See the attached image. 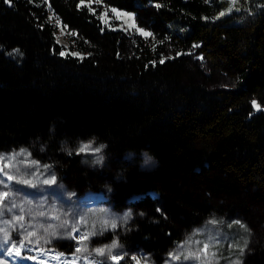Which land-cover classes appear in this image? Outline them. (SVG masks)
<instances>
[{
  "label": "trees",
  "instance_id": "trees-1",
  "mask_svg": "<svg viewBox=\"0 0 264 264\" xmlns=\"http://www.w3.org/2000/svg\"><path fill=\"white\" fill-rule=\"evenodd\" d=\"M102 1L154 41L107 29L81 0H0V152L27 148L74 194L132 211L125 230L93 242L117 237L164 264L224 216L251 232L242 264H264V110L253 105L264 106V0L216 20L226 2ZM51 13L82 56L61 55ZM88 139L105 146L100 166L64 149Z\"/></svg>",
  "mask_w": 264,
  "mask_h": 264
},
{
  "label": "rangeland",
  "instance_id": "rangeland-1",
  "mask_svg": "<svg viewBox=\"0 0 264 264\" xmlns=\"http://www.w3.org/2000/svg\"><path fill=\"white\" fill-rule=\"evenodd\" d=\"M42 1L48 3V0ZM221 2L226 3L223 9L213 15L214 20L240 11V0L218 1V3ZM80 5L98 12L99 19L109 30H121L124 33L139 36L143 40L154 41L150 31L138 26L132 12L107 6L102 0H81ZM221 13L224 14L221 15ZM49 18L56 27V41L63 47V53L82 56L76 49V34L53 13ZM176 31H181V29H176ZM145 33L150 35H145ZM254 101L256 105H259V108L254 106L255 110H264V106H261L257 100ZM83 145H90V147L82 152L80 148ZM104 147L95 139H88L78 142L75 149L68 148V145L64 149L68 152L75 151L83 154L86 164L97 167L105 160ZM97 148L100 150L95 151ZM132 155L127 156L130 158ZM9 157H14V159L9 160ZM140 158L143 167L151 168L154 165L153 158L147 153H141ZM9 163L13 167H6ZM0 168H3V172H0V179L4 180L8 186L6 188L5 185L0 184V191H9L10 197L14 198L15 203L23 209L21 211L20 208H15L12 212L4 210L3 216L0 217V228L7 227L10 233L9 244L0 245V264H156L150 254L141 250H128L117 237L107 243L92 241L108 231L118 228L125 230L133 219L130 209L121 212L115 210L108 196L103 193L87 192L83 196L74 194L58 181L57 172L51 163L38 161L27 148L0 152ZM4 172L17 179H29L32 184H21L16 180L8 181ZM53 176L55 177L54 183H43L45 180L52 179ZM5 205L10 206L7 201ZM15 215H23L25 217L23 224L27 230L37 232L35 237L30 238L31 243L24 241L20 256L15 253L8 255V248L11 243L20 244L25 234L24 229H21L19 225L13 228L3 223L5 220L13 219ZM105 221L107 223H104ZM65 222H67V227H59ZM112 224H115L114 228ZM44 229L48 231L45 232ZM69 229H73L72 234H69ZM76 229L78 231H75ZM52 231L56 232L55 236L51 235ZM83 235H86L87 239L81 240L80 237ZM250 240L251 232L242 220L211 216L205 223L193 228L185 239L170 251L164 264H242ZM196 241L200 243L197 244ZM209 241L213 243L210 244V255L207 260L199 253V261L191 258L185 259L189 252H198L202 244L209 243ZM62 243H66V246H71L72 249L62 250L60 248ZM114 243L116 247L111 248L109 252L108 249ZM180 245L185 246L183 250L179 248ZM77 248L81 251L77 252ZM97 248H104L105 253L97 254L95 252ZM57 254L60 255V259L54 258ZM173 254H179L181 259L173 260ZM112 256H117L118 261H113Z\"/></svg>",
  "mask_w": 264,
  "mask_h": 264
},
{
  "label": "snow or ice",
  "instance_id": "snow-or-ice-1",
  "mask_svg": "<svg viewBox=\"0 0 264 264\" xmlns=\"http://www.w3.org/2000/svg\"><path fill=\"white\" fill-rule=\"evenodd\" d=\"M224 13H221V15H223ZM145 35H150L149 33H145ZM64 53H61V55H63ZM201 59H203L201 57ZM163 62V61H162ZM253 104L254 106H256L257 108H259V105H256V102L253 101ZM90 147V145H83L81 148H80V151H86L88 148ZM100 149L97 148L95 149V151H99ZM9 160H12L14 159V157H9L8 158ZM6 167L8 168H11L13 167V165L11 163H9L8 165H6ZM0 172H3V168H0ZM4 176H6L7 180L8 181H13V180H16L17 183H21V184H26V185H31L32 184V181L29 180V179H17L16 177H14L13 175H10L8 174L7 172H4L3 173ZM55 182V177L53 176L52 179L50 180H45L43 181V183L45 184H51V183H54ZM0 184H3L5 185V187L7 188L8 186L5 184V181L0 179ZM5 201L8 202V205L10 206H6L5 205ZM15 208H20L21 211H23V209L21 208L20 205H17L15 203V200L14 198H11L10 197V193L9 191L5 190V191H0V217L3 216V213H4V210H7L8 212H12L13 209ZM40 215H44V213H40ZM56 219H59L58 217H56ZM25 220V217L23 215H15L13 219L11 220H5L3 221L4 224L6 225H9L11 227H16L17 225H19V227L21 229H24V236H23V239L22 241L20 242L19 245H17L16 243H11L10 244V247L8 248V255H12L13 253H15V255L17 256H20L22 255V249L24 248V241H28L29 243L32 242V240L30 238L32 237H35L37 235V232L36 231H28L26 226L23 224V221ZM104 223H107L106 221ZM113 228L115 227V224H112L111 225ZM59 227H67V222H65L64 224H61L59 225ZM45 232L48 231V229H44ZM75 231H78V229H76ZM73 232V229H69V234H72ZM0 245H3V244H9V241H10V233L8 231V228L7 227H2L0 228ZM51 235L55 236L56 235V232L55 231H52ZM73 238H75L73 236ZM81 240L83 239H87V236L86 235H83L80 237ZM36 243H39V241H36ZM195 243L199 244L200 242L199 241H196ZM213 241H209V243H203L202 246L198 249V252H189L188 255L185 256V259H195L197 261L200 260V255L199 254H202L204 259L207 260V257L210 255L209 253V247H210V244H212ZM116 247V244H112L110 246V248L108 249V251L110 252L111 251V248H115ZM184 245H180L179 248L181 250L184 249ZM77 252L81 251L80 248H77L76 249ZM242 251V249H241ZM95 252L99 255H103L105 253V249L104 248H97L95 249ZM199 253V254H198ZM214 256V254H211ZM55 259H60V255L57 254L55 257ZM28 259H32V257H28ZM111 259L113 261H118V257L117 256H112ZM172 259L173 260H180L181 257L179 254H173L172 255Z\"/></svg>",
  "mask_w": 264,
  "mask_h": 264
}]
</instances>
